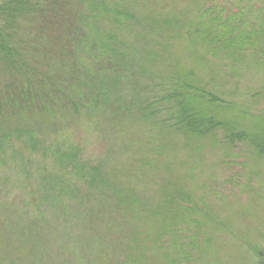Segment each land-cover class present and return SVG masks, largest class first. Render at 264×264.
I'll return each instance as SVG.
<instances>
[{
  "label": "rangeland",
  "instance_id": "rangeland-1",
  "mask_svg": "<svg viewBox=\"0 0 264 264\" xmlns=\"http://www.w3.org/2000/svg\"><path fill=\"white\" fill-rule=\"evenodd\" d=\"M199 1L114 5L137 20L180 17L185 29L203 18ZM203 9L221 49L212 56L177 36L179 43L171 40L167 50L180 60L178 71L192 70L228 103L217 116L253 143L150 130L129 120L109 123L97 115L54 133L42 130L33 151L13 142V156L8 151L0 158V264H252L253 249H264V0H205ZM131 23L115 38L139 50ZM202 25L196 28L204 31ZM237 30L249 42H224ZM169 65L156 63L153 76ZM60 141L105 167L107 193L50 163V145ZM50 175L57 181L44 186ZM53 185L63 191L41 197ZM121 191L128 194L124 200L114 197ZM10 231L12 240L4 236Z\"/></svg>",
  "mask_w": 264,
  "mask_h": 264
},
{
  "label": "trees",
  "instance_id": "trees-1",
  "mask_svg": "<svg viewBox=\"0 0 264 264\" xmlns=\"http://www.w3.org/2000/svg\"><path fill=\"white\" fill-rule=\"evenodd\" d=\"M188 2L195 5L194 0ZM199 4L203 18L184 29L175 16L156 13L137 20L114 0H0V158L4 160L8 151L13 156V142L33 151L40 145L42 130L54 133L95 115L109 123L129 120L150 130L253 143L217 116L218 107L228 103L206 90L192 70L178 71L180 60L172 61L167 50L179 43L177 36L190 45H202L212 56L221 49L217 29L204 25L211 21L202 10L205 0ZM202 20L204 31L196 28ZM129 22L140 39L139 50L115 38V31ZM225 35L224 42L231 45L234 37L249 42L244 31ZM158 62L170 65L164 75L154 77ZM49 150L50 163L59 170L77 174L91 188L107 193L105 167L85 159L79 147L60 141ZM49 177L44 186L57 181ZM55 191L63 190L54 187L41 197ZM121 192L114 197L124 200L128 194ZM4 236L12 240L14 233ZM251 255L252 264H264V249L254 248Z\"/></svg>",
  "mask_w": 264,
  "mask_h": 264
}]
</instances>
